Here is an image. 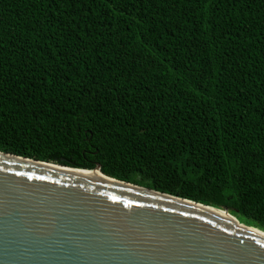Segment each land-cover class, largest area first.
Instances as JSON below:
<instances>
[{"label":"trees","instance_id":"16d2710c","mask_svg":"<svg viewBox=\"0 0 264 264\" xmlns=\"http://www.w3.org/2000/svg\"><path fill=\"white\" fill-rule=\"evenodd\" d=\"M0 151L264 232V0H0Z\"/></svg>","mask_w":264,"mask_h":264},{"label":"water","instance_id":"95a60500","mask_svg":"<svg viewBox=\"0 0 264 264\" xmlns=\"http://www.w3.org/2000/svg\"><path fill=\"white\" fill-rule=\"evenodd\" d=\"M0 264H264V236L221 209L0 151Z\"/></svg>","mask_w":264,"mask_h":264},{"label":"bare ground","instance_id":"6f19581e","mask_svg":"<svg viewBox=\"0 0 264 264\" xmlns=\"http://www.w3.org/2000/svg\"><path fill=\"white\" fill-rule=\"evenodd\" d=\"M247 226H248V225H247ZM250 228L254 229L255 231H257L258 233H260V234H262V235L264 236V232L261 231L260 229H258V228H254V227H250Z\"/></svg>","mask_w":264,"mask_h":264},{"label":"rangeland","instance_id":"374dc122","mask_svg":"<svg viewBox=\"0 0 264 264\" xmlns=\"http://www.w3.org/2000/svg\"><path fill=\"white\" fill-rule=\"evenodd\" d=\"M243 223V222H242ZM245 224V223H244ZM245 225H247V224H245Z\"/></svg>","mask_w":264,"mask_h":264}]
</instances>
